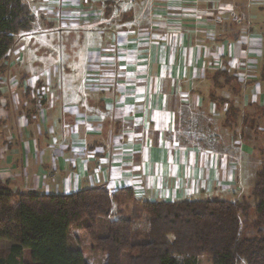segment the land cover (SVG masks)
Segmentation results:
<instances>
[{
    "label": "crops",
    "instance_id": "1",
    "mask_svg": "<svg viewBox=\"0 0 264 264\" xmlns=\"http://www.w3.org/2000/svg\"><path fill=\"white\" fill-rule=\"evenodd\" d=\"M34 1L54 14L48 30L82 34L85 53L70 93L56 69L0 77V177L13 189L131 187L175 202L241 188L244 136L264 126V0ZM218 69L237 76L236 96L215 85ZM216 98L241 110L236 124Z\"/></svg>",
    "mask_w": 264,
    "mask_h": 264
},
{
    "label": "trees",
    "instance_id": "2",
    "mask_svg": "<svg viewBox=\"0 0 264 264\" xmlns=\"http://www.w3.org/2000/svg\"><path fill=\"white\" fill-rule=\"evenodd\" d=\"M33 21L27 1L0 0V61ZM225 72L214 73L215 85H230L236 96L237 76ZM221 76L227 84L218 83ZM216 100L227 103L224 125L236 124L241 110L231 99ZM258 111L264 113V107ZM255 136L264 142V126ZM257 150L261 162L251 201H152L138 197L131 187L24 192L0 177V240L10 242L8 251L0 254V264H88L71 241L73 227L87 236L91 251L105 255L104 264H175L174 259L199 264L203 257L211 264H264V146ZM24 250L30 262L23 259Z\"/></svg>",
    "mask_w": 264,
    "mask_h": 264
},
{
    "label": "rangeland",
    "instance_id": "3",
    "mask_svg": "<svg viewBox=\"0 0 264 264\" xmlns=\"http://www.w3.org/2000/svg\"><path fill=\"white\" fill-rule=\"evenodd\" d=\"M24 1H27L31 5L34 21L29 31L20 32L17 35L15 45L11 48L6 58L0 61V77L8 69L14 73H26L29 77L39 74L42 75L47 70L56 69L59 76V88L63 92H72L77 84H79L83 68L82 60L85 53V46L82 34L78 31L48 30L47 27L49 26H47V23H44V20H47L46 18H50V16H54V14H50L51 12L46 10V6L43 8L36 6L37 1ZM33 1L34 4L32 5ZM48 1L50 0H42L46 4ZM55 3L60 6L63 0H56ZM39 26L43 29L39 30ZM36 29L38 31H34ZM0 86L5 88L6 84H0ZM257 119V123L263 126L264 118L257 116ZM250 123L252 124L253 122L251 121ZM244 138L245 140H249V144L253 147L251 161L254 163L250 161V157L243 154V160L239 167V186L241 188H234L226 192L213 191L212 197H220L228 201H241L243 199H249L251 201L249 198L250 190L255 179V172L261 162L257 147L259 145L264 146V142H262L259 136H244ZM184 139L192 145L206 147L211 150L213 148L223 147L221 143L217 147L215 144L217 142H215L214 138L213 140H208L207 136H200L199 139L193 138L192 140H190L189 136H184ZM52 193H60V190H52ZM70 235L71 241L82 249L88 264H104L105 255L90 250L88 238L84 233L73 227ZM9 246L10 242L8 240H0V254H5ZM23 259L26 262H30L28 250H24ZM174 263L179 264L176 259H174ZM199 264H211V259L203 257L200 259ZM240 264L246 263L242 261Z\"/></svg>",
    "mask_w": 264,
    "mask_h": 264
},
{
    "label": "built area",
    "instance_id": "4",
    "mask_svg": "<svg viewBox=\"0 0 264 264\" xmlns=\"http://www.w3.org/2000/svg\"><path fill=\"white\" fill-rule=\"evenodd\" d=\"M133 1H134V0H123V2H122V7H123V8L128 7L130 4H132Z\"/></svg>",
    "mask_w": 264,
    "mask_h": 264
}]
</instances>
